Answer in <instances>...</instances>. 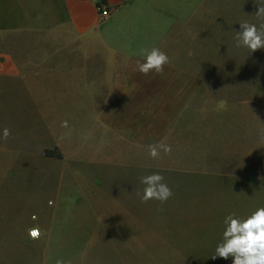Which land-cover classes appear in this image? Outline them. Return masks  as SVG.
Here are the masks:
<instances>
[{"label":"rangeland","instance_id":"obj_1","mask_svg":"<svg viewBox=\"0 0 264 264\" xmlns=\"http://www.w3.org/2000/svg\"><path fill=\"white\" fill-rule=\"evenodd\" d=\"M53 1L37 0L41 11L55 14L54 27L4 35L0 49L25 68L86 57L103 75L104 95L129 97L117 103L128 118L123 112L113 120L127 126L113 138V163L65 161L43 143L62 136L75 149L106 155L107 134L98 130L83 147V113L68 97L49 98L56 117L47 122L23 89L0 81V137L11 130L0 139V264H68L80 251L76 264H232L211 258L225 217L264 207V49L236 47L239 23L259 25L255 12L264 0H135L91 33L71 29ZM152 47L169 56L163 74L136 70L141 51ZM57 75L67 83L42 84L47 97L67 94L76 78ZM161 141L171 154L150 158L148 145ZM153 173L172 190L164 203H142L137 195L145 187L140 178ZM69 202L86 203V232L97 233L86 235L92 243L47 246L28 236L46 209Z\"/></svg>","mask_w":264,"mask_h":264},{"label":"crops","instance_id":"obj_2","mask_svg":"<svg viewBox=\"0 0 264 264\" xmlns=\"http://www.w3.org/2000/svg\"><path fill=\"white\" fill-rule=\"evenodd\" d=\"M133 1L135 0H56L51 5H58L63 10L66 23L71 29L78 33H91L102 23V19L95 9L96 3H104L111 11L110 16H114ZM40 5L37 0H0V37L10 33L54 27L56 25L55 14L53 13L52 16L46 14L43 10L41 11ZM54 49L57 53L66 54V50L69 48L57 47ZM78 49L84 48L79 47ZM93 66L96 65L93 62L89 63L86 57L81 62H72L67 57H58L50 58L47 62L41 61L31 68H25L23 62L11 53L0 49V81L9 83L13 88L23 89L39 117L47 122L51 117H56L54 106L51 104L52 102L50 103L49 98L65 99V97H68L70 104L72 103L75 108H81L83 113L80 115L85 122L83 128L84 138L81 141L83 147H86V142L92 140V136L98 130L107 134L106 140L102 141L105 143V147L110 150L106 155L98 151L91 154L86 150H79L80 148L75 149L71 141L62 136L43 143L58 148L65 161L92 165L106 162L113 163L115 159V155L111 152L115 144L113 138L115 137L118 140L120 126H127V120L122 124L119 122L115 124L113 120L115 117L119 118L123 112L125 119L128 118L126 105L120 107L117 103L128 102L129 97L112 94L111 90H108V94L104 95L101 83L103 75L94 73L96 68H93ZM65 72H69L70 75L73 74L76 77L68 80L70 85L68 93L58 91L51 97L44 95L41 91L42 84L56 85V87L64 85L67 82L57 74L64 73L65 75ZM103 102L104 104H100ZM36 142L32 138L29 143ZM81 149L83 148L81 147ZM83 197L88 199L87 194ZM69 203L72 204L58 205L56 203L52 208L45 210L44 220L32 221L29 228L39 227L43 232L41 238L35 240L43 241L47 246L59 245L64 247H85L86 244L92 243L90 239L87 240L86 235L89 234L88 236L92 237V235L96 236L97 233L92 231L87 233V221L83 220V215L88 209V207H85L87 200L83 204L82 202H78V204L76 202ZM80 254L74 255L73 258L69 257L68 262L76 264L79 260L81 261L84 256ZM78 258L81 259L78 260Z\"/></svg>","mask_w":264,"mask_h":264},{"label":"clouds","instance_id":"obj_3","mask_svg":"<svg viewBox=\"0 0 264 264\" xmlns=\"http://www.w3.org/2000/svg\"><path fill=\"white\" fill-rule=\"evenodd\" d=\"M255 16L259 25L244 21L239 23L240 31L236 32V47L246 48L251 53L264 49V6H258ZM141 55L144 61L137 62L136 70L144 75L150 72L163 74L164 66L170 63L169 56L157 47L143 49ZM62 127H68V122L63 121ZM10 136L11 130L5 127L0 139L7 141ZM171 151V146L163 141L148 145V155L152 159L160 158L161 152L169 155ZM140 182L145 186L142 193H137L142 203L149 200L164 203L172 196V190L164 183V177L159 173L143 176ZM32 218L36 219L35 216ZM224 225L222 239L217 244L212 259L232 258V264H264V207L256 208L243 218L230 214L225 217ZM42 235L39 227L28 229V236L33 240L41 238ZM56 264L65 262L58 259Z\"/></svg>","mask_w":264,"mask_h":264},{"label":"built area","instance_id":"obj_4","mask_svg":"<svg viewBox=\"0 0 264 264\" xmlns=\"http://www.w3.org/2000/svg\"><path fill=\"white\" fill-rule=\"evenodd\" d=\"M95 9H96L99 17L102 20L108 19L111 15L110 9L104 3H101V2L96 3Z\"/></svg>","mask_w":264,"mask_h":264},{"label":"trees","instance_id":"obj_5","mask_svg":"<svg viewBox=\"0 0 264 264\" xmlns=\"http://www.w3.org/2000/svg\"><path fill=\"white\" fill-rule=\"evenodd\" d=\"M103 2V1H102ZM51 154V153H50ZM50 156H53V157H58V154H56V153H52V155H50Z\"/></svg>","mask_w":264,"mask_h":264}]
</instances>
